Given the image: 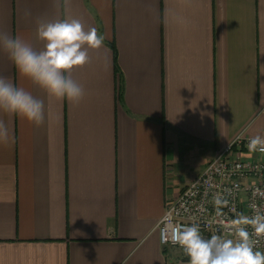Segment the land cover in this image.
Returning <instances> with one entry per match:
<instances>
[{"label":"crops","instance_id":"crops-1","mask_svg":"<svg viewBox=\"0 0 264 264\" xmlns=\"http://www.w3.org/2000/svg\"><path fill=\"white\" fill-rule=\"evenodd\" d=\"M31 15L25 16V10ZM104 38L73 71L79 105L37 127L0 113V264H184L159 242L166 208L238 135L264 137V0H0V30L35 47L38 18Z\"/></svg>","mask_w":264,"mask_h":264},{"label":"clouds","instance_id":"clouds-1","mask_svg":"<svg viewBox=\"0 0 264 264\" xmlns=\"http://www.w3.org/2000/svg\"><path fill=\"white\" fill-rule=\"evenodd\" d=\"M68 4V0H64ZM25 16H30L25 10ZM36 37L42 42L37 48L17 34L0 30V55L16 69L19 77L30 82L47 98L79 105L86 96L82 84L73 78V71L90 63L89 49H99L104 38L95 28H85L74 16L38 18ZM0 113L19 117L39 127L45 122V100L18 85L11 77L0 74ZM14 141L8 127L0 120V143ZM253 146L264 145V137H254ZM248 226L259 237L264 235V213L233 221L235 239L218 235L205 239L196 225L181 231L178 243L190 258V264H264V252L255 250Z\"/></svg>","mask_w":264,"mask_h":264},{"label":"built area","instance_id":"built-area-1","mask_svg":"<svg viewBox=\"0 0 264 264\" xmlns=\"http://www.w3.org/2000/svg\"><path fill=\"white\" fill-rule=\"evenodd\" d=\"M252 139L242 134L233 139L166 208L157 228L162 246L184 250L180 233L193 225L205 239H235L233 221L264 213V145L253 146ZM247 230L255 250L264 252V235L257 237L251 226Z\"/></svg>","mask_w":264,"mask_h":264}]
</instances>
